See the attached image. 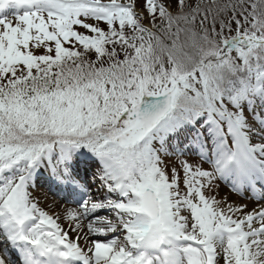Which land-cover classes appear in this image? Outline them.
<instances>
[{
	"label": "snow or ice",
	"instance_id": "6c2138e0",
	"mask_svg": "<svg viewBox=\"0 0 264 264\" xmlns=\"http://www.w3.org/2000/svg\"><path fill=\"white\" fill-rule=\"evenodd\" d=\"M0 248L264 264V0H0Z\"/></svg>",
	"mask_w": 264,
	"mask_h": 264
}]
</instances>
